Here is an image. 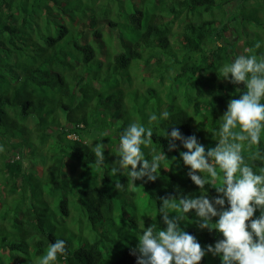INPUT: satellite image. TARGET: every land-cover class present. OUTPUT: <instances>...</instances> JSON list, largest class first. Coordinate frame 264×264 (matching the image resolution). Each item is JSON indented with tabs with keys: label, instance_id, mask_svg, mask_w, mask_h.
Masks as SVG:
<instances>
[{
	"label": "trees",
	"instance_id": "obj_1",
	"mask_svg": "<svg viewBox=\"0 0 264 264\" xmlns=\"http://www.w3.org/2000/svg\"><path fill=\"white\" fill-rule=\"evenodd\" d=\"M146 1L140 10L139 0H0V264H39L57 239L66 254L51 264H136L144 227L166 228L161 197L202 194L180 157L186 149L175 141L169 151L165 132L216 147L229 100L245 90L221 72L238 55L230 37L239 41L252 22L264 30V3L241 0L228 14L230 0ZM258 30L244 48L259 42L264 55ZM134 122L153 129L146 157L153 149L167 157L155 181L111 172L119 136ZM244 154L256 157L254 171L264 168V131ZM203 193L219 195L211 185ZM198 220L192 210L180 227L205 249L223 239ZM200 264L222 259L207 253Z\"/></svg>",
	"mask_w": 264,
	"mask_h": 264
},
{
	"label": "clouds",
	"instance_id": "obj_2",
	"mask_svg": "<svg viewBox=\"0 0 264 264\" xmlns=\"http://www.w3.org/2000/svg\"><path fill=\"white\" fill-rule=\"evenodd\" d=\"M260 47L257 42L254 48H244L221 69L224 79H230L236 85L243 84L245 90L238 99L229 100L227 110L220 118L222 123L216 147L206 150L195 135L185 137L178 128L165 132L169 151L177 148L175 141H180L186 149L180 152V157L190 169L188 176L202 194L196 198L161 197L159 212L166 228L160 230L155 224L144 227L137 247L132 250L137 256L136 264H200L207 253L220 256L222 264H264V168L254 171L249 160L256 157L244 154L246 149L260 144L264 131V55L255 52ZM169 118L168 111L160 116L163 120ZM157 119L152 114L149 124ZM152 137L153 129L139 122L124 129L119 136V159L111 168L112 174L127 172L132 182L145 177L155 181L161 162L167 157L155 149L151 159L146 157L142 146H151ZM104 150L100 143L93 147L97 167L105 164ZM218 180H222V185L217 187ZM205 185L215 187L219 195L209 199L203 193ZM121 187L116 184L117 189ZM257 209L260 215L254 218ZM192 210L199 218V228L214 229L223 239L205 249L196 237L184 231L180 223ZM172 212L176 215L170 218ZM213 218H216L215 223ZM65 254V241L57 239L48 246L39 264H51L58 255Z\"/></svg>",
	"mask_w": 264,
	"mask_h": 264
},
{
	"label": "rangeland",
	"instance_id": "obj_3",
	"mask_svg": "<svg viewBox=\"0 0 264 264\" xmlns=\"http://www.w3.org/2000/svg\"><path fill=\"white\" fill-rule=\"evenodd\" d=\"M231 2H230V4H229V6L227 7V12H228V14H230L236 7H238V5L241 3V0H230ZM262 0H254V2H261ZM148 2H150V1H146V0H139V3H138V8L140 9V10H144L146 7H147V4H148ZM250 2H252V0L250 1ZM253 2V3H254ZM263 3H264V0H263ZM253 6V5H252ZM255 8V7H254ZM255 10H252V12L253 13H255L254 12ZM238 13V12H237ZM252 13V14H253ZM256 14V13H255ZM254 18V20L256 19V16H253ZM257 18H259V17H257ZM262 19V18H261ZM107 29L106 28H104V31H106ZM258 30V28H256V24L254 23V22H252L250 25H248L247 27H246V31H245V35H247L248 37H249V39L251 40V41H253L254 39H255V33L254 32H256ZM262 30V29H261ZM260 30V31H261ZM259 31V30H258ZM259 31V32H260ZM263 32H264V30H262ZM245 35L239 40V41H237V37H233V36H231L230 38H231V41L232 42H236V51H237V53L238 54H240L242 51H243V49H244V43H243V41L246 39L245 38ZM264 35V34H263ZM140 78V77H139ZM169 78H170V74H168L167 76H166V78H165V80H164V85L166 86V88L168 87V85H169V82H168V80H169ZM155 87H157L158 88V90H159V93L162 95V97L164 98V100H166L167 101V99H166V97H165V94L167 95V93H168V91L166 90V89H160L161 88V86H159V85H157V84H153ZM124 87L126 88V84L124 85ZM146 87V86H145ZM143 89H144V87H143ZM62 116V115H61ZM61 121H64V117H61ZM43 166V161L41 160V162H37L35 165H33V168H32V166L30 167V168H32V169H38L39 167H42ZM31 169V170H32ZM36 169V170H37Z\"/></svg>",
	"mask_w": 264,
	"mask_h": 264
}]
</instances>
